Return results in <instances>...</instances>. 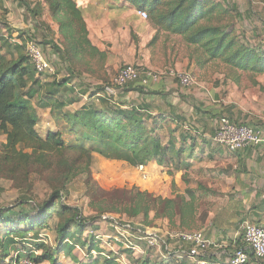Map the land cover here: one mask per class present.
Instances as JSON below:
<instances>
[{
  "label": "trees",
  "instance_id": "1",
  "mask_svg": "<svg viewBox=\"0 0 264 264\" xmlns=\"http://www.w3.org/2000/svg\"><path fill=\"white\" fill-rule=\"evenodd\" d=\"M125 1L139 11L149 13L151 22L157 28L149 47H155L162 40L164 46L174 54L170 58L171 64L175 63L178 53L175 49L182 50L183 46L186 49L184 57L198 69L206 70L216 63L218 67H224L219 73L237 86L244 83L245 77L252 87L260 85L258 78H264V47L253 48L240 40L234 24L240 16L236 5L217 0ZM36 4H45L59 25L64 56L81 61L97 57L102 64L105 54L91 43L83 14L74 0H37ZM175 38L182 40L181 47L174 42ZM28 59L21 55L17 61L8 60L0 48V130L6 137L0 155V173L8 168L6 176L17 183L20 175L23 179H29L34 167H38L39 173H47L53 169L55 161L59 176L56 175L57 181L51 182L52 195L43 204L29 210L23 208L28 202H23L21 208L0 209V230L5 231L0 242L3 256L9 255L10 249L16 246L11 236L25 238L37 229L48 227L49 221L57 215L56 248L49 249L45 243L39 242L35 252L27 253L26 257L34 264H62L57 259L59 254L73 251V246L67 240L72 241L75 233L80 235L91 226L76 208L62 203L67 183L81 172L87 174V190L95 189L96 194L100 193L97 203L103 208L107 207L130 219L142 217L146 225L152 224V214L154 219H167L172 226L179 219L178 228L192 229L200 211L197 190L187 189L184 195H177L175 199L156 196L136 186L106 192L99 191L91 178L93 154L110 161L126 162L133 167L146 166L152 162L167 164V157L175 152L177 143L173 136L176 130L170 132L166 145L161 143L159 130L167 122L168 116L150 114L147 107L142 105H131L128 108H125V104L113 106L106 99L99 101V105L94 102L86 104L76 112L63 111L68 100H59L63 95L57 100L55 97L67 90V80L53 81L45 94L41 95L43 85ZM84 65L87 67V62ZM28 81L32 82L30 87ZM133 85L122 90L127 91ZM260 89L264 91V86L261 85ZM35 99L43 107L52 108L55 118L64 123L66 133L70 134V142L66 143L61 132H50L45 139L39 135L36 129L37 117L29 107V102ZM69 101L75 103L80 100L73 98ZM57 109L58 113L55 111ZM179 128L180 125L177 126ZM73 227L76 228L75 233ZM37 250L43 251L41 256L36 254ZM21 258L17 255L12 264H19ZM98 260L93 259L94 262L88 264H99ZM104 264L116 262L107 260Z\"/></svg>",
  "mask_w": 264,
  "mask_h": 264
},
{
  "label": "crops",
  "instance_id": "2",
  "mask_svg": "<svg viewBox=\"0 0 264 264\" xmlns=\"http://www.w3.org/2000/svg\"><path fill=\"white\" fill-rule=\"evenodd\" d=\"M74 1L83 14L91 43L105 54L102 61L105 66L101 71L103 77L113 74L112 66L116 70L119 65L129 64L141 69L170 66L198 75L193 88H185L178 80L168 77L147 87L135 84L127 91H120L119 102L125 104V108L142 105L147 107L150 114L168 116L167 122L159 130L161 143H168L172 130H176L173 136L177 143L175 152L168 155L169 161L165 165L152 162L141 171L139 167L126 162H115L126 164L127 170L133 172V176L127 180L130 185L156 196L175 199L177 195H184L187 189L197 190L200 211L194 227L189 230L203 231L217 247H212L200 261L189 258L177 261L174 254L179 250V244L169 240L168 250H147L143 256H136L135 259L147 264H229L230 256L243 245L242 223L249 221L264 227V146L231 153L215 142L214 135L221 115H228L235 123L264 126V91L260 89L261 85L264 86V78H258L259 86L243 90L244 83L237 86L223 74L208 72L209 76L206 77V71L196 68L188 58L171 64L172 50L165 47L162 40L155 47H149L157 28L154 24L150 26L147 19L139 15V10L125 0ZM42 5L45 7V4ZM127 11H136L138 15L129 16L128 37L123 35L124 40L120 41L118 30L127 24ZM131 34H137L142 41L135 42ZM83 76L87 75L83 73ZM96 96L67 103L66 108L69 109V104H79L77 109L71 110L76 112L89 101L97 104ZM31 102L29 107L36 115L38 124L41 115ZM47 110L51 115L52 108ZM153 217L152 214L150 227L163 233L181 230L178 228L179 219L172 226L167 219ZM140 219L138 217L132 221L135 223ZM93 227L98 228L96 224ZM86 246L90 250L95 248L93 242ZM251 264L257 263L253 259Z\"/></svg>",
  "mask_w": 264,
  "mask_h": 264
},
{
  "label": "rangeland",
  "instance_id": "3",
  "mask_svg": "<svg viewBox=\"0 0 264 264\" xmlns=\"http://www.w3.org/2000/svg\"><path fill=\"white\" fill-rule=\"evenodd\" d=\"M217 1H222L226 4H234L237 6V10L240 16L238 18V21L234 22V24L236 33L242 42L249 44L253 48L264 47V0ZM36 3L37 0H0L1 53L8 60L17 61L21 55L27 57L25 51V45L27 41L34 40L39 44L46 59L52 64L55 70L54 75L38 76L34 70L33 64L31 63V61H29V63L32 65V69L34 70L36 77L40 79L41 85H43V89L40 92L41 95L45 94V90L49 88V85L53 81L61 82L63 80H67L69 85L66 88V91H61L58 97H55V100H57L56 98H61V96L63 95V98L59 100H68V103H70L69 100L76 98L77 100L84 101L86 98L89 100L92 97L98 95V93L104 91L105 87L110 84L111 79L119 72V70L124 65H119L116 70H114V66H112L113 74L110 77L107 76L105 78L101 74L102 69H104L103 66L105 65L101 64L99 58L92 57L87 58L85 61H81V59L75 58L73 60H70V56L69 58H67V55L64 56L63 53L65 52L64 46L62 44V37L58 32L59 25L52 18L46 6L44 7L42 4L38 5ZM137 15L138 13L136 11H133L132 13L131 11H127V24L125 28L118 30L120 41L124 40L123 35L128 37L130 28L129 16L130 18H132L133 16L136 17ZM147 21L149 25L152 26L153 23L150 20L149 13ZM52 26H54V29H52ZM131 39L135 40V42L137 43L142 41V39L138 37L137 34H131ZM174 42H176L180 47L183 45V42L180 38H175ZM182 48V50L178 48L175 49L178 50V53H176L175 62H180L185 58L183 53L186 49L183 46ZM179 57L181 58L179 59ZM85 62H87L88 64L87 67H85L84 65ZM169 68L173 67L169 66ZM223 69V66L218 67V65L214 63L205 70L206 77L209 76L208 72L214 74L215 71L219 73V71ZM186 72L194 75L196 79L198 78L197 73L192 71ZM83 73L87 76H83ZM31 84L32 82L28 81V87H30ZM248 84V80L245 77L244 86H242L244 88L243 90L247 89L248 87L253 88L250 84ZM25 90L27 91L28 88ZM119 93L120 91L118 92V99L116 100V104H120ZM242 93L245 96V91H243ZM95 100L98 104V100L101 101L105 99L100 96H96ZM38 102L39 100L35 99L31 103L37 110L36 112H39V114L41 115V122H39L36 127L39 135L45 139L50 132H61L63 134V138L66 140V143L70 142V134L66 133L64 129V123L61 120L55 118L53 112H51V115H49V110H47L49 108L41 107ZM92 102L93 101H89L86 104H90ZM79 106V104H69V109L66 108L63 111L75 110ZM55 111L58 113L59 109ZM221 117L230 118L228 115H221ZM5 142L6 137L3 131L0 130V155L2 154ZM53 164L54 167L52 170L55 169V171L52 172V170H48L47 173H39L38 167L37 169H35L34 167L33 169H31L29 179H23V177L20 175L17 183H14L9 179V177L6 176L8 168L2 170V173H0V209H17L21 208L20 206L23 202H28V204H25L23 208H25V210H29L48 201L50 199V196L52 195L53 190L51 182L54 180L57 181L58 178H56V175L59 176V172L56 171L57 163L53 161ZM127 169L128 167L126 164L116 163L115 161L107 160L98 154H93L91 178L96 187L100 189L99 191L108 192L125 188L131 189L132 187H134L130 185L129 181H127L133 176V172ZM9 170H11V168H9ZM86 179L87 174L81 172L67 183L66 189L63 192L62 199V203L64 206L76 208L82 215V218L90 223V227L95 226V224L101 220V216H118L129 220L125 215L115 213L107 207L103 208L102 206H100L97 203L100 193L96 194L95 189L93 191H88L85 185ZM142 220L143 218L141 217L140 221H136L135 223L144 225L145 223H143ZM130 221H132V219ZM58 222L59 217L57 215H54L49 221L48 227L46 228L37 229L25 238H22V236L18 235H14V237L11 236L10 238H12L16 242V246H13L10 249L9 255L7 256H3L0 247V264H12L16 261L17 255L22 257L20 263L23 262L28 258L26 257L27 253V255H29V253L35 252L36 244H39V242L45 243L46 247L49 249L56 248L55 226ZM8 228L10 229V227ZM20 228L24 229V227L22 226H20ZM87 230L88 227L85 229V231H83L82 234L78 235L77 233H75L76 228L73 227L75 236L74 238H71L72 241L69 243L71 246H73V251L71 253H68L66 251L59 254L57 258L59 262H62V264H88L94 262L93 259H89V257H87L90 247L86 246V244L91 243V241H89V237L86 236ZM4 235L5 231L1 229L0 242ZM77 235L79 237H77ZM81 240H84V242L86 241L84 245L82 244L84 242H81ZM95 250L97 251V253L101 251L98 245L95 246ZM42 253L43 251L41 250L36 251V254H38V256H41ZM98 259L99 264H104L107 261L102 257H99ZM130 262L131 264L142 263L141 261L139 262L138 259H135L133 257L130 258ZM42 264L49 263L44 262Z\"/></svg>",
  "mask_w": 264,
  "mask_h": 264
},
{
  "label": "built area",
  "instance_id": "4",
  "mask_svg": "<svg viewBox=\"0 0 264 264\" xmlns=\"http://www.w3.org/2000/svg\"><path fill=\"white\" fill-rule=\"evenodd\" d=\"M143 19L148 18L146 11H139ZM25 51L33 64L36 74L54 75L52 64L46 59L43 50L37 42H26ZM172 77L185 88H193L197 84L194 75L179 71L175 68L141 69L135 65H124L111 79L104 91L98 93L112 105L118 106V92L130 84L147 87L165 78ZM215 142L231 153L243 152L251 147L264 146V126L253 127L242 123H235L228 117L219 120L214 136ZM144 171V166H139ZM96 223L98 228L88 227L86 236L94 245H98L100 252L94 249L88 251L87 257L105 258L117 264H131L130 258L144 255L147 250H168L169 240L178 242L179 250L174 254L177 261L192 259L200 261L209 250L217 244L207 238L201 230H179L163 233L146 224L133 223L123 217L101 216ZM243 245L229 258V264H251L254 259L257 264L264 262V227L246 221L240 226ZM68 243L71 241L67 240ZM201 263V262H200ZM20 264H34L29 258Z\"/></svg>",
  "mask_w": 264,
  "mask_h": 264
}]
</instances>
